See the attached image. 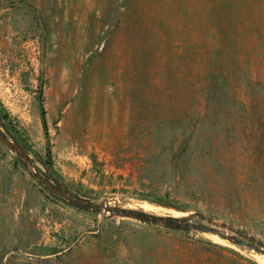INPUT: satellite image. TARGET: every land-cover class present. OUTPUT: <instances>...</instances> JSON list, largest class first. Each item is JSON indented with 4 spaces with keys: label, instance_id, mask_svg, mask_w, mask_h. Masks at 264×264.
<instances>
[{
    "label": "rangeland",
    "instance_id": "rangeland-1",
    "mask_svg": "<svg viewBox=\"0 0 264 264\" xmlns=\"http://www.w3.org/2000/svg\"><path fill=\"white\" fill-rule=\"evenodd\" d=\"M138 1L0 0V131L26 145L34 172L93 205L202 224L264 249V117L246 118V128L206 126L198 142L194 100L183 93L164 105L145 94L147 83L135 77L142 50L150 59L160 47L191 50L196 25L184 4L190 13L198 0ZM241 1L230 0L232 20ZM243 7L250 10L245 35L258 37L264 0ZM243 44L252 46L248 37ZM252 79L264 82L263 63L252 66ZM149 134L159 140L157 158L162 144L189 141L196 150L211 145L225 160L208 189L185 191L197 211L146 200L157 183L141 178L137 159ZM52 194L0 141V264H261L262 254L209 232L98 212Z\"/></svg>",
    "mask_w": 264,
    "mask_h": 264
},
{
    "label": "trees",
    "instance_id": "trees-1",
    "mask_svg": "<svg viewBox=\"0 0 264 264\" xmlns=\"http://www.w3.org/2000/svg\"><path fill=\"white\" fill-rule=\"evenodd\" d=\"M154 1L145 0L144 6H149ZM247 1L258 0L241 1L236 8V20H232L235 6L230 0H198L193 3L190 13V4L187 6L185 3L186 18L192 14L196 25L191 50L183 49L178 53L173 52L170 47H160L152 60L146 56V50H142L144 64L139 61V66L145 69L142 67L135 77H138L137 81L144 80L147 83L144 93L159 103L165 101L164 105L167 101L178 100L183 93L194 100L198 142L203 135L207 136L208 131L204 129L206 126H215L216 132L224 128H246V118L254 123L256 119L264 117V110L259 111L262 106L259 103L262 98L260 95H264V82L252 79V66L258 62L264 64V21L260 25L256 20L259 28H255L258 31L255 34L258 37L245 35L244 29L249 27L250 22L247 18L250 10H244L243 7ZM138 9H135V13L141 14ZM254 11L257 13L258 8L255 7ZM210 12L220 16L215 17ZM245 37H248L252 45L248 49L243 44ZM248 60L254 64L243 63ZM245 95L251 105L246 104ZM169 102L167 108L170 107ZM42 122L46 130L44 111ZM158 142V139L149 134L146 143L142 145L145 157L137 159L141 178L157 183L152 192L154 198L146 200L182 212L197 211V206L188 204L185 191L192 188L199 191L208 189V179L212 178V174H218L219 167L224 166L225 160L215 153L216 150L211 145L196 150L189 141L179 143V146L175 141L162 144L158 154L160 157L157 158L154 153ZM22 146L28 151L25 144L22 143ZM219 175L231 178L225 171Z\"/></svg>",
    "mask_w": 264,
    "mask_h": 264
},
{
    "label": "water",
    "instance_id": "water-1",
    "mask_svg": "<svg viewBox=\"0 0 264 264\" xmlns=\"http://www.w3.org/2000/svg\"><path fill=\"white\" fill-rule=\"evenodd\" d=\"M0 141L6 147H8L11 151L21 155L25 159V165H26L28 172L31 175H33L34 177H36L44 186H46L51 193H53L55 195L63 196L65 198H68L74 204L79 205V204L87 203V204H89L90 208H93L94 210H96L98 212H101L104 210L106 212L114 213V214L129 218V219H134V220H138V221H142V222H146V223L158 224V225H161L165 228L190 229V230H196V231H202V232H209L213 235L219 236L221 239L234 242L237 245H243L246 247H250L253 250H255L256 252H258L264 256V249L263 248L254 246V245L246 243V242H243L242 240H240L239 238H237L235 236L224 234L215 228L204 226L202 224H190L188 222L181 221V220L174 219V218L165 219V218H161V217L154 216V215L140 214V213L133 212L131 210H127L125 208L108 207V206L104 207L102 205H93L89 200H87L85 198H82L79 196H74L67 189L55 187L52 184V182H50L46 178L42 177L40 174L34 172L33 162H32V159H31L29 153L27 152V150L21 144L14 142V141H11L9 138L4 136L1 131H0ZM170 221H174L175 223L170 224L169 223Z\"/></svg>",
    "mask_w": 264,
    "mask_h": 264
},
{
    "label": "bare ground",
    "instance_id": "bare-ground-1",
    "mask_svg": "<svg viewBox=\"0 0 264 264\" xmlns=\"http://www.w3.org/2000/svg\"><path fill=\"white\" fill-rule=\"evenodd\" d=\"M213 239H215L216 241H218V242H225V241H223L222 239H220L218 236H214V235H212L211 236ZM258 260L260 261V263L261 264H264V256L263 255H261V256H258Z\"/></svg>",
    "mask_w": 264,
    "mask_h": 264
}]
</instances>
